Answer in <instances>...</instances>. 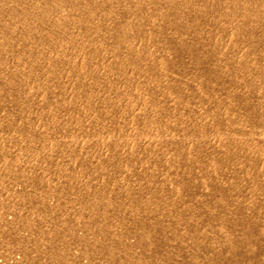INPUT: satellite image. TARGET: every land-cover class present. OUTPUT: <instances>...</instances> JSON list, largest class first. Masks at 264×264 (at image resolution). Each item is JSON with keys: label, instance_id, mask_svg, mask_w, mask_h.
Masks as SVG:
<instances>
[{"label": "rangeland", "instance_id": "rangeland-1", "mask_svg": "<svg viewBox=\"0 0 264 264\" xmlns=\"http://www.w3.org/2000/svg\"><path fill=\"white\" fill-rule=\"evenodd\" d=\"M0 234L264 264V0H0Z\"/></svg>", "mask_w": 264, "mask_h": 264}, {"label": "bare ground", "instance_id": "bare-ground-1", "mask_svg": "<svg viewBox=\"0 0 264 264\" xmlns=\"http://www.w3.org/2000/svg\"><path fill=\"white\" fill-rule=\"evenodd\" d=\"M8 235L0 234V249L7 255H10L5 261H0V264H58L55 260H50L44 254L37 252L36 244H28L29 241ZM31 252V254H30Z\"/></svg>", "mask_w": 264, "mask_h": 264}, {"label": "built area", "instance_id": "built-area-1", "mask_svg": "<svg viewBox=\"0 0 264 264\" xmlns=\"http://www.w3.org/2000/svg\"><path fill=\"white\" fill-rule=\"evenodd\" d=\"M1 250V249H0ZM3 251V250H2ZM4 252V251H3ZM5 253V252H4ZM30 254H31V252H30ZM5 255L7 256V258L10 256V255H7L6 253H5ZM7 258H4V259H2V260H0V261H5ZM69 258L70 259H73L71 256H69ZM57 261H58V259H57ZM57 261H56V263H57ZM79 262V260H73V264H76V263H78Z\"/></svg>", "mask_w": 264, "mask_h": 264}]
</instances>
